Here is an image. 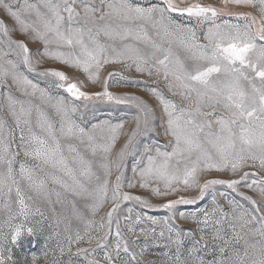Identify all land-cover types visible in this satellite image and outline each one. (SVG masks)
<instances>
[{
  "label": "snow or ice",
  "instance_id": "snow-or-ice-1",
  "mask_svg": "<svg viewBox=\"0 0 264 264\" xmlns=\"http://www.w3.org/2000/svg\"><path fill=\"white\" fill-rule=\"evenodd\" d=\"M222 4L24 0L16 9L11 0H0V9L19 32L31 33L30 38L43 45L34 54L24 41L12 39L11 30L0 20V198L4 200L0 211L7 213L0 224V264H16L12 246L25 234L35 233L27 226L31 216L44 215L39 208L32 209L33 197L22 185L49 205L71 209L78 226L72 229L71 220L64 217L66 247L57 245L61 256H82L86 264H154L144 259L150 241L167 249L160 254L161 264H264V176L248 183L264 172V0H222ZM230 5L253 8L256 14L234 12ZM173 14L196 24L180 23ZM223 16L242 17L244 23H217ZM208 21L211 26L198 35ZM34 55L82 71L101 90L85 91L83 81L60 70L37 72L40 60L34 63ZM114 64L152 79V85L145 80L133 84H144L156 105L137 95L110 91V81L128 79L120 71H109L101 80L105 66ZM22 66L38 77L54 78L55 87L66 95L53 96L51 85L41 87ZM161 82L169 96L159 87ZM98 102L135 109L131 129H125L129 123L125 119L96 120ZM154 136L165 138L163 149L152 142ZM141 138L149 141L143 151L138 148ZM129 157H134L132 178L126 177ZM211 172L238 178L201 181L202 174ZM153 182L162 184L163 190L151 187ZM137 186L150 189L155 197L176 198L154 205L124 190ZM217 186L230 189L251 207ZM241 186L256 191L258 199L241 192ZM189 190L197 194H180ZM210 193L211 208L177 210L180 205H196ZM129 203L163 209L168 215L162 219L133 215V207H124ZM106 205L110 208L97 221ZM52 211L56 213L55 207ZM145 220L154 227L137 231ZM178 220L196 227L182 229ZM122 221L134 237L131 241ZM61 222L57 219V224ZM140 237L145 244L137 247ZM93 244L104 250L102 260L95 257Z\"/></svg>",
  "mask_w": 264,
  "mask_h": 264
},
{
  "label": "rangeland",
  "instance_id": "rangeland-1",
  "mask_svg": "<svg viewBox=\"0 0 264 264\" xmlns=\"http://www.w3.org/2000/svg\"><path fill=\"white\" fill-rule=\"evenodd\" d=\"M5 2H8V0H5ZM14 8L18 9L21 4L24 3V0H11ZM29 2H35V0H29ZM151 2L155 3L157 0H151ZM177 4H179L181 7L187 6L192 3H202V4H211L216 7H223L222 0H175ZM230 9L234 12H251L252 14H256V10L253 8H245V7H235V6H229ZM174 17L180 22L184 24L189 25H195V20H189L186 17H179L176 14H173ZM26 20L35 19L34 16H25ZM0 20H2L11 30L10 34L12 39L14 40H22L24 41L30 50L35 54L37 49L40 51L43 50V45L39 41H33L31 37V33H28L27 35L21 34L18 30L19 26L15 23V21L5 14V12L0 9ZM224 20L229 21L230 23H244V19L242 17H235V16H223L220 17L216 22L217 23H223ZM211 26V22H205L204 25L201 26L200 31H198V35H200L203 31H206L208 27ZM54 47V46H52ZM64 51H67V49H64ZM13 58L14 57H9ZM34 63L35 60L39 59L40 63L35 64V67L37 69V72L43 71L45 69H56L65 72L66 75H68L72 80H80L83 81L86 85L84 88L85 91H88L90 93L100 91V85L96 84L93 85L91 82L87 80V76L85 73H83L80 70L71 68L67 65H63L58 61L49 59L47 57H39L35 56L33 57ZM21 70L24 71L25 75H27L30 79H32L34 82H38L41 87H48L49 92L53 96L57 95H66L63 93L62 90L57 89L55 87V79L54 78H42L38 77L35 73L28 72L26 69L21 67ZM109 71H120L123 76L128 77L127 80H120L119 83L116 81H110V88L109 90L112 91L114 94H133L137 95L145 100H147L150 104L153 106L156 105V101L154 98L150 97L149 94L145 91V85H134V80H145L149 85H152V79H149L147 76H141L140 74L136 73L135 70L131 71H125L123 68V65H107L105 66L104 70L101 72V80L107 75ZM118 79V78H117ZM154 79V78H153ZM159 87L161 89H164V84L161 82ZM165 95L169 96L170 94L167 92L166 89H164ZM13 93L20 97V93L16 92L15 89H13ZM173 99H176L178 103H181L179 101L178 97H171ZM77 103H83V102H77ZM97 107L99 108V112L96 116V120H103V119H109L111 118L113 122H116L117 119H125L129 121V123H126L125 129L130 130L133 126L131 121V117L135 114V109L126 107V106H118L113 107L109 106L107 104L97 103ZM109 113H112L113 115L109 117ZM122 113H126V115H121ZM92 122H96L95 120ZM124 142V138L122 137L120 141L117 143V148H119L122 143ZM152 142H158L159 146L163 149L166 145V140L163 136L156 137L154 136L152 138ZM149 141L147 139L141 138L138 148L140 151H143V146L145 144H148ZM170 150V149H169ZM134 157H129L127 161V170H126V177L132 178V172L131 167L133 163ZM18 166V165H17ZM245 171L254 172L258 171V169H249L245 168ZM242 174V173H241ZM261 176H264V172H261L258 176L251 177L248 181V183H251V179L259 180ZM114 178V177H113ZM207 178H223V179H237L238 176H233L230 173H217V172H211V173H205L201 175V181ZM136 181L138 184L139 177H136ZM24 187V190L27 192L28 195L32 196L33 199L29 201L30 206L33 210L36 208H39L40 211L44 214L43 216L40 215H33L29 218V223L27 226H31L34 228L35 233L34 234H25L20 241H18L17 245L12 246V256L13 259L16 261V264H32L33 257L35 256L36 262L35 264H68L69 259H71L72 264H86L84 258L82 256H69L68 254H65L64 256H61L58 250V243L64 244L66 247V242L64 241L63 237L65 235V224L67 221L64 219V217H67L71 220V227L72 229H75L78 226V222L72 218V213L70 208H64L62 209L59 205H49L47 202H45L43 199L37 197L34 193L28 192L27 188ZM151 187H160L163 190L162 184H157L156 182H153L151 184ZM218 191H224L228 194V196L235 197V199L239 200L241 203L245 205L246 208H250L251 205H249L246 201H243L239 196H236L235 193H232L230 189H227L224 186H217ZM125 191H129L133 194L140 195L142 197H146L150 200V203L154 205L163 204L169 199H175L176 196H168V197H155L150 194V189L145 190L139 188V186L135 188H125ZM241 192L246 193L249 196H252L254 199H258V193L252 189H248L246 187H240L239 189ZM181 195L185 196H194L197 194L195 190H189L187 192L180 193ZM219 203L224 207V209L227 211L229 210L228 205L226 204L225 200L223 198H218ZM12 208L13 211L16 210V203H15V194L12 195ZM4 200L3 198H0V208L3 207ZM80 202H78L79 206ZM55 207L56 213H53L52 208ZM124 207H133L134 212L133 215H135L136 212L140 213H146L148 216L155 217L157 219H162L164 216L168 215L166 210L160 209V210H150L141 207L138 204L135 203H129L124 205ZM211 208V193L205 197L204 200L198 202L196 205H180L178 206V211H195L201 208ZM110 208V205H106L104 209H102L95 219L98 221L102 216H104L105 212ZM7 219V213L5 211H0V224H2ZM57 219H61V223L57 224ZM178 225L185 230L188 229H194L196 226L191 223L190 221H177ZM122 228H123V221L121 222ZM139 227H145L150 228L154 227L151 225V223L147 220L144 221L142 225H139L137 227V231H139ZM157 227V231H159L160 226ZM7 227L4 228V231H7ZM124 234L128 237V239L131 241L134 239V237L129 236L127 233V229L123 228ZM57 233H60L58 236ZM167 235V234H166ZM198 235V234H197ZM166 241H162L161 243H164ZM148 250L145 253L144 259L146 261H153L154 264H161V253L163 251H166L167 249H164L163 247H156L152 246L151 242L149 241ZM145 244V240L143 237H140L137 241V247L142 246ZM47 245V247H45ZM80 247H89L87 244H81ZM76 245L72 246V252L74 253L76 251ZM91 247L95 248V245L93 244ZM47 252L48 255L45 258L44 253ZM103 249L95 248L94 255L97 259H101L103 257ZM208 259H211V255L207 257ZM103 264V262H102ZM117 264H119V261H117Z\"/></svg>",
  "mask_w": 264,
  "mask_h": 264
}]
</instances>
